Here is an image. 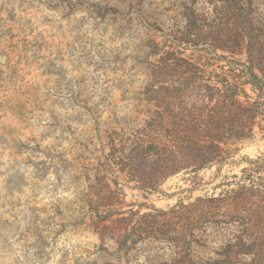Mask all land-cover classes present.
Here are the masks:
<instances>
[{"label":"rangeland","instance_id":"1","mask_svg":"<svg viewBox=\"0 0 264 264\" xmlns=\"http://www.w3.org/2000/svg\"><path fill=\"white\" fill-rule=\"evenodd\" d=\"M250 17L264 33V0H0V264H137L123 261L119 224L79 212L83 151L138 113L167 51L233 78L228 61H246L247 39L235 53L216 47L231 45ZM256 130L237 160L264 154ZM244 166L217 179L216 166L206 169L199 177L210 184L198 188L185 174L158 192L123 186L125 209L167 210L228 190L221 182ZM218 247L223 259L226 240ZM152 252L167 258L173 249L156 243Z\"/></svg>","mask_w":264,"mask_h":264},{"label":"trees","instance_id":"2","mask_svg":"<svg viewBox=\"0 0 264 264\" xmlns=\"http://www.w3.org/2000/svg\"><path fill=\"white\" fill-rule=\"evenodd\" d=\"M248 24L244 32L236 28L231 45L216 47L235 53L247 39L246 61H228L233 78L180 50L167 51L138 99V113L114 121L83 151L76 169L79 212L120 225L126 263L264 264V154L236 159L257 128L264 135V33L253 17ZM243 163L241 175L221 182L228 190L167 210L125 209L123 186L158 192L169 178L185 174L198 188L210 184L199 177L204 170L216 166L217 179L226 166ZM220 237L227 246L223 259ZM156 243L168 244L172 255H154ZM253 252L261 253L251 258Z\"/></svg>","mask_w":264,"mask_h":264}]
</instances>
